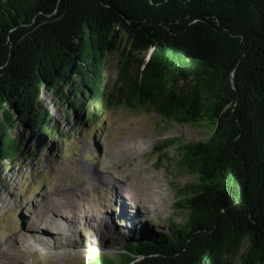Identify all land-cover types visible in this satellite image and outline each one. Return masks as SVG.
<instances>
[{"label":"trees","instance_id":"16d2710c","mask_svg":"<svg viewBox=\"0 0 264 264\" xmlns=\"http://www.w3.org/2000/svg\"><path fill=\"white\" fill-rule=\"evenodd\" d=\"M44 88L208 131L177 138L187 220L88 264H264V0H0V163L54 133Z\"/></svg>","mask_w":264,"mask_h":264},{"label":"rangeland","instance_id":"374dc122","mask_svg":"<svg viewBox=\"0 0 264 264\" xmlns=\"http://www.w3.org/2000/svg\"><path fill=\"white\" fill-rule=\"evenodd\" d=\"M119 61V55H108L109 85L118 76ZM42 99L53 117L54 133L41 142L18 126L15 132L28 136L25 154L16 162L0 163V250L15 252L5 263L88 264L99 256L119 261L124 243L144 232L168 233L169 222L187 220V202L179 190L196 176L175 163L177 138L203 139L208 134L204 127L163 122L154 112L105 101L88 103L77 115L71 103L47 88ZM88 109L94 110L95 119ZM93 175L102 180L85 188ZM80 185L83 191L77 189ZM75 190L82 199L80 213L70 212L67 220L45 228L50 234L46 242L34 239L30 249L17 254L18 232L35 225L29 218L43 213L53 195ZM70 203L68 207L77 205Z\"/></svg>","mask_w":264,"mask_h":264},{"label":"bare ground","instance_id":"6f19581e","mask_svg":"<svg viewBox=\"0 0 264 264\" xmlns=\"http://www.w3.org/2000/svg\"><path fill=\"white\" fill-rule=\"evenodd\" d=\"M94 176L95 175L89 177L91 182L89 183V186L85 188L94 187L97 181L102 180L101 176H98V177H94ZM82 186L83 185H80V187L77 189L83 191L84 188ZM58 196H59L58 198H54V195H53L52 201L47 202V204L44 205L45 211H43V213H39V212L35 213L33 217L29 218V224H35L34 227L30 228L31 231L26 232L23 229L18 232L17 241H16V244L14 245V250L16 251V253L20 251L23 252L24 250L30 249L32 247V243L34 239H36L40 243L46 242L47 237L48 235L50 236V234L48 233V231L45 230V228H48L50 225L54 226L55 224H58L62 221L67 220L70 212H72L73 214L80 213L78 206L81 205L82 199L79 198L76 190L72 191V193L70 194L61 193ZM69 198L73 199V203L77 205H71L68 207L69 205L68 203L72 201V200H69ZM73 203H70V204H73ZM36 210H38V207ZM43 235H44V238H41V236ZM14 255H15V252L11 250L10 248L9 249L3 248L0 250V260H2L4 263L6 261H10L9 259H12Z\"/></svg>","mask_w":264,"mask_h":264},{"label":"water","instance_id":"95a60500","mask_svg":"<svg viewBox=\"0 0 264 264\" xmlns=\"http://www.w3.org/2000/svg\"><path fill=\"white\" fill-rule=\"evenodd\" d=\"M103 257H108V256H103ZM110 258V257H109ZM113 259V258H112ZM114 260V259H113Z\"/></svg>","mask_w":264,"mask_h":264}]
</instances>
